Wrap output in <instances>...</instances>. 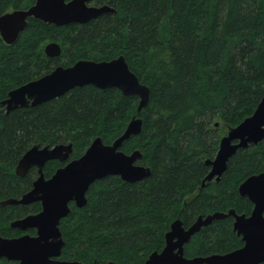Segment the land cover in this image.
<instances>
[{"label":"trees","instance_id":"obj_1","mask_svg":"<svg viewBox=\"0 0 264 264\" xmlns=\"http://www.w3.org/2000/svg\"><path fill=\"white\" fill-rule=\"evenodd\" d=\"M35 0H0V16L27 9ZM114 13L85 24L64 27L29 18L17 40L0 38V201L20 198L37 178L31 168L15 175L21 156L33 146L72 144L71 159L80 157L93 139L104 144L119 137L133 116L141 132L121 150L141 153L138 164L150 176L127 183L109 176L95 181L87 202L59 229L62 260L82 264H144L164 247V235L180 219L184 228L198 216L234 210L248 216L252 204L237 188L264 170V139L238 150L218 182L202 180L209 172L220 138L255 110L264 98V0H90ZM56 42L59 57L43 48ZM124 56L128 67L150 90L148 105L137 113L138 98L116 89L75 88L36 107L9 114L1 102L7 93L79 60L108 61ZM217 124V126H215ZM64 163L47 162L49 178ZM41 210L0 206V236L18 237L15 219ZM232 218L214 221L184 246L187 258L225 254L242 247ZM26 233L33 235L34 230ZM0 264H11L0 260ZM264 264V263H262Z\"/></svg>","mask_w":264,"mask_h":264},{"label":"water","instance_id":"obj_2","mask_svg":"<svg viewBox=\"0 0 264 264\" xmlns=\"http://www.w3.org/2000/svg\"><path fill=\"white\" fill-rule=\"evenodd\" d=\"M107 6H94L90 0H35L27 9L7 12L0 16V38L6 45L13 44L27 26L29 18L43 23L64 27L85 24L99 17L114 13ZM43 51L48 58L60 56L56 42L47 43ZM92 86L96 89H116L125 97H137L136 112L149 103L150 90L130 71L124 56L108 61L79 60L71 66H56L49 73L10 90L1 102L6 114L17 109L36 107L59 98L75 88ZM217 126V124H215ZM142 120L133 116L123 133L112 143L104 144L97 137L85 152L71 159L72 144L33 146L18 160L15 175L24 178L31 168H36L37 178L31 189L20 198L0 201L1 207L28 206L39 203L41 210L10 222L9 227L22 234L18 237L0 236V260L11 264H82L62 260L64 241L59 229L62 219L70 212V204L81 209L85 206L86 192L95 181L115 176L127 183L140 182L150 176V169L137 162L138 150L130 154L121 148L125 141L140 134ZM264 139V98L254 112L235 127H229L220 138L214 159L206 160L209 172L202 180L218 182L225 172L228 160L238 151L257 145ZM58 161L63 166L46 178L43 168L47 162ZM240 197H245L252 210L248 216L234 210L198 216L187 228L180 219L174 220L164 235V247L152 252L144 264H262L264 263V170L247 177L237 188ZM232 218V229L240 237L242 247L225 254L187 258L184 246L191 237L212 222ZM34 230V234L26 233ZM115 264V263H109Z\"/></svg>","mask_w":264,"mask_h":264},{"label":"flooded vegetation","instance_id":"obj_3","mask_svg":"<svg viewBox=\"0 0 264 264\" xmlns=\"http://www.w3.org/2000/svg\"><path fill=\"white\" fill-rule=\"evenodd\" d=\"M233 220V219H232ZM243 245V244H242Z\"/></svg>","mask_w":264,"mask_h":264}]
</instances>
